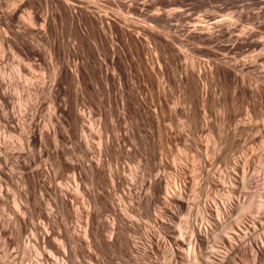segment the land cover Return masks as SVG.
<instances>
[{
	"label": "rangeland",
	"instance_id": "obj_1",
	"mask_svg": "<svg viewBox=\"0 0 264 264\" xmlns=\"http://www.w3.org/2000/svg\"><path fill=\"white\" fill-rule=\"evenodd\" d=\"M98 1L105 4L102 0ZM114 1L110 7L105 5L107 10H103L107 12L109 22L115 19L118 11L125 12L119 4L129 0ZM146 1L150 4L146 14L153 16L167 10V2L171 0ZM43 2L0 0V80L3 79L4 83L2 92L6 90L4 99H0V116L7 113L14 118L6 124L0 122V264H148L143 251H148L149 241L155 236L160 238L155 237L154 240H163V235L166 236L161 225L169 220L161 213L164 207L161 201L165 200L166 195H159L162 205L157 201L154 202L156 204L138 208L135 202L137 197H147L150 193L147 187L158 175L172 181L175 189L181 188L180 191H183L187 211L175 213L178 218L176 224L182 231L186 227V218L201 221L198 212L201 206L215 205L216 198V202L223 205L231 196L237 197V193L235 196L225 184L219 185L217 181L220 176L227 178L233 165H240L241 170L247 168L245 173L239 171L236 178L249 174L252 181L253 190L240 188L238 195L244 198L247 191L253 193L258 190V185L264 182V178L258 175L259 170L264 171V81L261 78L264 65L244 72L247 74H238L239 80L230 71H226V74L220 72L217 74L219 78L213 74L214 78L217 76L214 79L209 73L215 58L207 55L208 50L204 46L186 44L180 64H194L195 70L203 76L199 77L200 81L198 78V87L205 89V93L202 91L205 104L196 99L190 103L196 118L190 121L186 113L188 107L184 106L185 98H188L187 90L177 84L160 58L161 67L155 59L151 58L154 64L150 59H145V52L150 57L152 49L149 53L145 46L140 45L136 50L128 44L125 46L126 58H116L113 65L105 49H95L93 37H96L88 32L87 26L79 23L77 17L72 21L60 7L51 4L52 7L48 5L50 7L47 8ZM180 2L186 15H192L189 17L191 21L195 19L203 23L211 15L226 19L238 11L245 16L255 15L264 6V0H246V9L239 8L235 12L227 9L220 13L214 8L217 6L215 3L203 6L198 0ZM11 8L13 12H9ZM111 8L118 10L112 12ZM27 14L33 17L32 20L35 18L33 28L23 22L28 19ZM189 19L183 25H191ZM258 21L262 22L264 18ZM240 24L243 30L253 28L259 35L257 39L264 42V30L258 24L252 25L248 21ZM24 26L28 28L24 29ZM14 34L20 35L19 39ZM113 34L107 36L113 38L117 47H122L123 42L116 33ZM222 44L229 43L223 41ZM211 49L218 58L225 54L222 48ZM254 52L258 53L259 50L243 48L237 50L236 54L239 60H250ZM49 53L53 57V65H65L68 71L77 69L80 75L79 84L69 76L57 77L53 105L44 84H39V90H35L28 83L31 78L41 81L48 79L51 70ZM27 56L30 60L33 58V63L37 60L35 63L38 65H30V69L23 67L27 63ZM232 56L230 54L228 57ZM147 61L154 67L151 68ZM97 65L109 71L114 66L117 69L115 76L119 79L115 77L114 82L106 88ZM207 74L212 79L205 81ZM240 75L245 77L244 80ZM250 80L252 84L249 85ZM239 81L242 84L245 81V87H241ZM247 87H257L258 90ZM34 93L37 95L33 99ZM50 116L55 131L47 134ZM32 120L42 135L41 140L36 142L26 140L18 123L21 121L27 125ZM185 121H189V124ZM216 149H220V152ZM223 150L228 153L229 163L223 158ZM25 162H29L27 167L23 165ZM92 167L97 170L94 176H91ZM31 171L39 172L35 181L30 175ZM116 173L123 181L121 186L111 179L110 175ZM73 176L79 183L78 192L68 189L69 185L74 189ZM225 188H228L230 195ZM93 194L99 199L98 206L93 203ZM90 214L97 216L94 221L96 225L105 224V229H114L110 241V244H115L114 247H98L90 243L91 238L84 234ZM252 218L253 215H249L247 222H251L249 224L253 229ZM211 222L215 223L213 220ZM33 226L38 228L37 242L31 231ZM255 230L257 232L253 238L264 236V229ZM66 231L74 236L77 249L66 240ZM47 233L56 249L54 252L42 243L41 238ZM101 237L109 240L110 233L104 231ZM127 240H130L128 244L131 249L126 247ZM219 242L217 248L223 247V252L216 250L221 252H218L221 256L228 248Z\"/></svg>",
	"mask_w": 264,
	"mask_h": 264
},
{
	"label": "bare ground",
	"instance_id": "obj_2",
	"mask_svg": "<svg viewBox=\"0 0 264 264\" xmlns=\"http://www.w3.org/2000/svg\"><path fill=\"white\" fill-rule=\"evenodd\" d=\"M43 1L45 2V3L44 2L43 3L45 5H47V8L50 6L52 7L51 4H54L57 8L60 7L65 12H67V14H68L67 16H69L72 21L77 17L78 20H77V18L75 20L79 21V23L81 22V24L83 23V26L84 25L87 26L88 32H91L93 34V35L92 34L91 35L92 36L95 35V37H96V38L93 37L95 49L96 50L97 49L99 50V48L105 49V51L109 54L108 57L110 59L111 64H113V65H114V61L116 58H120V57H123L124 59L126 58L125 46L128 44L133 45L136 50H138V46L141 45L143 47L145 46L148 49L149 53L151 51H153V53L151 52V54H150L151 56L149 55L150 57H148V53L146 54V52H145V59H150L151 62L153 59H155L156 64H158L159 67H161L159 64V58H160L162 60L163 65L166 68L170 69L172 77L176 79L175 81L177 82V84L182 86L183 90H184V88H185V90H187L188 94L186 92H185V94L188 95V98L187 97L185 98V100L187 99V101L186 102L184 101V103H185L184 106L187 105V107H188L186 109V113H188V118H189L188 120H190V121L193 119H196L195 116L193 115L192 111H191L192 109L190 107V103L192 102L193 99L200 101L201 104L204 103L205 98L203 97L204 96L203 92L205 91V89H203L204 88L203 87L202 88L204 90L203 91L200 89V87H198V85H199L198 83L200 81L199 77L201 76V78H202L203 76H202L201 72H197L195 70L194 64L190 63L191 64L190 66H187L185 64L183 65L182 63L180 64V57L183 53L184 47H186L185 46L186 44L190 43L191 45L192 44L193 45L199 44V46H204L208 50L207 55L210 56L211 58H215V60H216V61H214L215 63L213 62V66H210V73L209 74H210V76L212 75V78H214L213 74L217 75L220 72L222 74L223 73L226 74V71L227 72L230 71L231 73H233L232 75H234L235 78L237 80H239V78L237 77L238 74H243L244 72L250 71L251 69H254V68L257 69L256 67H258L259 65H264V42H261L257 39V37H259V35L256 33V31L253 30V28H250L247 30L240 29V27H241L240 23L243 21H248V22H251L252 25L258 24L260 26L259 28L264 30V21H262V22L258 21L259 19L264 18V6H263L264 3L263 2H262L263 7H261V10L257 14L251 15V16H245L242 11L241 12H239V11L235 12V10H238L239 8L246 9L248 7V3L246 2V0H198V3L200 5H203V6H207L210 3L217 4V6L214 8H216L217 12H220V13L224 12L227 9H232V11L235 12L234 15L229 16L228 19L223 18V17L219 18L218 17L219 15L218 16L217 15L216 16L211 15L213 17H211V16H210V18L207 17L208 21L203 23L201 21L198 22V20H195V19H193L192 21L189 19V17L192 15H190V16L186 15V10L183 9L184 5L182 4V2H180L181 0L180 1H175V0L168 1L167 5H166L167 10H165V11L163 10L164 12L163 11H162V13L160 12L161 14L157 13V15H154L155 14L154 13L153 16L146 14V11L150 8V4H148V2L146 0H129V1L126 0L127 2L122 1L123 3H121L119 5L121 6L120 8L123 9L125 12H123L122 10L118 11L117 15L114 14L115 19H113V18H112L113 20L110 19V20H112L111 22L108 21L109 18L107 19V17H108V15L106 14L107 12L105 13L103 10L105 7H107L105 5H109V7H110V4L113 5V3H115L114 0H102V3L104 1L105 4H100L98 0H88V1L87 0L86 1L85 0H43ZM118 1H117V3H118ZM48 5H50V6H48ZM112 5H111V7H112ZM61 9H60V11H62ZM11 11L13 12L14 10H12V8H11V10H9V12H11ZM116 11L113 10L112 12H116ZM60 13L62 14V12H60ZM27 15H26L28 17V19L26 18L27 21H25L26 19H25V17H23L25 19L23 22H25L29 28H31V27L33 28L32 25H34L33 22L35 21L34 20L35 18L33 19L34 20L33 21L32 20L33 17L30 18L29 14H27ZM62 15H64V14H62ZM10 17H12V15ZM46 17L47 16H45V18ZM64 17H66V16H64ZM23 18H21V20H23ZM187 19H189L192 22V24L189 26L183 25V22H186L185 20H187ZM18 20H20V18H18ZM48 20H47V22H48ZM44 22L46 23V20ZM46 25H48V23ZM8 28H9V26H8ZM11 28H13V27H11ZM27 28L25 27L24 29H27ZM14 30H15L14 32L17 33L16 29H14ZM18 32H19V30H18ZM112 32H114V34L116 33V35L118 36L120 41L123 42L122 47H117L118 45L116 46V43H114L115 41H113V38L111 39V38H109L110 36L109 37L107 36V35H109V33L112 34ZM16 35H17V38L19 39L20 35H18V34H16ZM16 35L14 34L15 38H16ZM111 37H113V36H111ZM22 40H23V38H22ZM223 41L225 43L227 42L229 44L223 45L222 44ZM212 47L213 48L217 47V49H218V47H219V49L222 48L221 50L225 54H223L222 57L218 58L216 52L211 49ZM243 48L247 49L248 51H258L259 50V52L258 53H255V52L252 53L253 55L251 54L250 60H247V59L246 60H239L238 55L236 54V51L242 50ZM150 49H152V50L150 51ZM30 50L35 51V49H33V48H30ZM230 54H233L234 56L228 57ZM28 56H30V54ZM28 56H27V63H24L23 67H27L30 69V65L32 66L33 64H37V63H35V62H37V60L34 61V63H33V58H31L32 60H30V58ZM151 58H153V59L151 60ZM48 60H49L48 63L51 66V70L49 71L50 74L47 77L48 79L41 81V79L39 80L36 78H31L28 80V83L35 90L38 89L39 84L41 86H42V84H44L43 86L44 87L46 86V89H47L46 91L49 94V96L51 97V101H50L51 103L50 104H52L54 101V100H52V97H54L53 92L55 90V84H56L57 77L62 78V77L69 76V78H71V77L74 78L73 80H76L77 84H79L80 83V81H79L80 75H79L77 69L72 70V71L69 70V71H71V72H69L67 70L68 68L66 69L65 65H61L59 67L53 65V62H52L53 57L50 53L48 55ZM147 63H148V65L150 64L149 66H151L152 64L155 63V61L152 62V64L148 61H147ZM208 64H209V62H208ZM178 65H180L179 68H177ZM153 67H154V65L151 66V68H153ZM97 68H98L99 75H100V77L104 83V86H106V88L109 87V85H111L114 82L117 69L114 66H113V68L111 66V68H112L111 71H109L110 69H108V68L103 70L101 65H99ZM168 69H167V71H168ZM198 70H200V69H198ZM244 74H247V73H244ZM207 75H205L206 76V79L204 78L205 81H207V78L208 79L210 78V76L208 75L209 77H207ZM262 75H263V73H262ZM217 76H215L214 79H216ZM241 77H240V80H241ZM198 78H199V81H198ZM212 78H210V80ZM217 78H219V76ZM243 78H245V77L243 76L242 79ZM261 78L264 81V75ZM117 79H119V77ZM2 80H0V99L3 100L5 97V91L6 90L4 92H2V90H1L2 86H4L3 85L4 83ZM251 80H250V83L248 82L249 85L252 84ZM239 82H238V84H239ZM236 83H237V81H236ZM243 84H245V81ZM243 84L241 83V85L240 84L239 85L242 87ZM257 87H256V89L258 90ZM250 88H248V89H250ZM253 88H251V89H253ZM254 89H253V91H254ZM256 89H255V91H256ZM29 95H31V94H29ZM32 95H33L32 97L34 99V98H36L37 94L34 93ZM4 102H6V101H4ZM49 107H51V106H49ZM51 111H53V110H51ZM50 112L48 113L49 115L51 114ZM186 116H187V114H186ZM10 119L14 120L12 115L9 116L7 113H5L0 118V122L3 124H6V123H8V121ZM17 119L18 118L16 117V120ZM32 119H34V118L32 117ZM203 119H204V117H203ZM21 121H23V120H21ZM21 121H19L18 123L20 124L21 130L23 131L25 138L28 142H30V141L36 142L38 140H41L42 135L38 131L37 125L35 124L34 120H32L29 124L27 122V125ZM195 121H197V120H195ZM186 123L189 124V121ZM186 123L184 124V126L187 125ZM47 124L48 125L46 127V133L48 134L50 132H54L55 130L53 128L54 125H52L51 116L48 118ZM190 125H191V122H190ZM190 141H188V142H190ZM192 143L193 142H191V145H192ZM191 145H189V146L192 147L194 144L192 146ZM216 150L219 151L220 149H216ZM217 151L215 152L216 154H217ZM223 151H222V153H223ZM222 155H224L223 158H225L226 163H229L230 159H229L227 151H224V154H222ZM28 163L29 162H25V163H23V165L26 166V165H28ZM69 167L74 169L72 166H69ZM241 168L242 167H240V165L235 164V166L233 165L232 171L227 176V178L226 177L221 178V176H220V179L217 180L218 183H220L219 185L225 184L229 188V190H231L232 194L235 193V196L237 193V197L231 196L229 198L228 202H226V203L224 202L223 205H221L220 202H216V201H218L216 198V200L214 202L215 205H211V206H208V205L204 206L203 205V206H201L198 209L199 215L201 217V221L198 220V222H194V221H190L189 217L186 218V227H185L184 231H182L181 228L178 227L179 224H176V219H178V218L176 217L177 215H175V213H177L178 211L179 212L187 211V207H186L187 203L185 204L186 201L184 200L185 198H184V195L182 194L183 191L182 192L180 191L182 189L181 188L175 189L176 186H174V184L171 183L172 181L169 182L166 178L161 177V175L160 176L158 175L153 180H151V182L149 183V186L147 187V189H149L148 192L150 191V193H148V194H150V195L147 194V197H145V198L137 197V201L135 203H137L138 208L141 205L142 206L143 205L149 206L150 204L153 205L154 202L159 201V195L164 193L166 195L164 197L165 200H162V201L160 200L161 202H164L163 203L164 205H162L160 201H159L160 202L159 204L164 206L163 210H162L163 212L161 211L162 215L166 216V218L169 217V220L167 223H163L162 222L163 220L161 221L162 222L161 225L164 227V229L166 231V236H165L166 238L163 235V240L162 239H155L154 240V238L156 237L155 236L152 241H149L150 245H148L149 246L148 251H145V250L143 251V252H145L144 258H146L148 264H264V236L260 235L261 237H259V238H253V234H255L256 228L264 229V188H263L264 182L263 183L261 182L262 184L258 185L259 187H258V190L256 192L249 193L247 191L244 198H243V196L238 195L240 188H242L244 191H245V189L249 190L251 188V183H252V181H250V179H249L248 172H247L248 175L239 176V177H241L240 181L238 179L239 177L238 178L235 177V176H238L237 174L239 173V171L244 172L245 170H247V168L246 169L244 168L245 170L242 169L243 170L242 171ZM261 168H263V167H261ZM96 171H97L96 168L92 167L91 168V176H94ZM241 172H240V175H241ZM259 172L260 173L258 175H260L261 178L262 177L264 178V171L259 170ZM232 174L234 176H232ZM30 175L32 176V178L34 180V178H37L39 176V172L38 171H31ZM110 176H111V179L113 178L112 180L116 185L119 186L121 183H122L121 185H123V181L121 182L122 179L120 178V176L117 173L114 176L113 175H110ZM72 181H73L72 184L74 185L73 186L74 189L70 188L71 186L69 185L68 186L69 191L75 190L76 192H78L80 187H79V183L77 182L75 176H73ZM216 185H217V183H216ZM253 185H254V183H253ZM177 186H179V185H177ZM228 188H225L227 193L229 192ZM37 190H39V189H37ZM242 194H243V192H242ZM229 195H228V197H229ZM26 198H27V195H26ZM61 200H63V199L61 198ZM92 200H93V203L95 206L97 204H99V199L94 194L92 196ZM226 200L227 199H225V201ZM27 201H28V199H27ZM222 203H223V201H222ZM38 204H39V202H38ZM154 204H156V203H154ZM177 214H179V213H177ZM249 215H253V218H252V226H254L253 229L249 224L251 222H247ZM233 216H235V219L234 218L232 219ZM46 217H48V216H46ZM87 217H88V222H87L86 226H84V227H86V229L84 228L85 231H84V229H83V231H84L85 236L89 235V237L91 238L92 242H90V243H93L94 246H98V247H101V245H104L105 247H110V246L114 247L115 244H110L111 239H113L112 233L114 232V229L113 228H111V229L109 228V230H108V228L105 229L106 228L105 224L104 225H98V224L96 225V223L94 222L95 218L97 217L96 215L90 214ZM162 218H163V216H162ZM164 220H166V219H164ZM212 220L215 222L214 224L211 222ZM37 230H38L37 226H33V230L31 229L36 242L38 239V238L36 239V237H38ZM104 231H108L110 233V237L108 238L109 240H104L101 237V234ZM259 231L260 230H258V232ZM39 235L41 237V233ZM73 237H72V235L69 234L68 231H66V233H65L66 240L74 246V249H77L76 247H77L78 243H76L74 241L75 239L73 240ZM157 237H159V236H157ZM41 240H42V243H44L46 245V247L49 248V250L53 249L52 250L53 252H54V250H56V249H54L55 247H54L53 243L51 242V238L49 237L48 233H47V235L42 236ZM129 241L127 240V244H126L127 248L130 247V245L128 244ZM219 241H221L222 244H225L226 247L228 248L226 253H224L221 256L218 255V252L222 251L221 249L223 247L221 246L222 247L221 249L217 248L218 247L217 244L218 243L220 244ZM38 243H39V240H38ZM131 247H132V245H131ZM129 249H131V248H129ZM132 249H135V248H132ZM216 249H218V250L220 249V251L217 252ZM224 249H225V247H224ZM142 257H141V259L143 260Z\"/></svg>",
	"mask_w": 264,
	"mask_h": 264
}]
</instances>
